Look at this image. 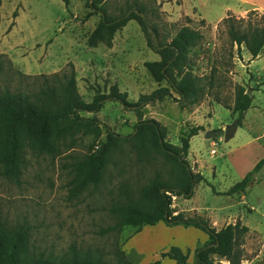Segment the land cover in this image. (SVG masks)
<instances>
[{"label": "rangeland", "instance_id": "1", "mask_svg": "<svg viewBox=\"0 0 264 264\" xmlns=\"http://www.w3.org/2000/svg\"><path fill=\"white\" fill-rule=\"evenodd\" d=\"M126 1L132 6L144 5L145 17L158 29L159 40L165 35L168 40L172 38L189 19L188 25L202 33L201 39L189 50V65L200 78L196 102L183 101L166 79L153 78L144 61L159 59L161 55L147 45L145 33L134 18L117 29L116 52H107L108 45L103 42L95 47L88 45L87 36L100 14L85 17L90 10L85 0H69L68 4L62 0H0V85L34 84L26 75L61 71L72 63L78 91L85 100H91L97 92L106 94L99 110L80 113L97 117L116 132L132 133L139 119L152 117L165 126V139L180 145L182 130L201 125L202 129L189 138L185 157L189 168L201 173L203 178L196 180L190 197L168 191L172 214L203 218L216 229L237 220L241 225H249L236 240L240 264H263L264 163L251 174L243 191L225 193L264 157V93L259 89L263 81L255 82L251 78L246 63L251 57L245 54L244 44L239 51L235 44L230 46L222 19L213 24L201 18L181 16L169 23L166 11L161 10L157 0H104L108 16L123 13ZM228 2L207 0V16L211 22ZM248 11L243 15L232 14L246 18ZM257 11L256 18L261 20L259 15L263 12ZM210 75L212 80L208 81ZM112 84L127 92L130 104L124 105L107 95ZM161 85L167 86L170 94L143 102L135 110L140 95L149 94ZM237 85L250 89L255 106L247 111L244 124L237 125L233 135L225 140L224 127L236 120L237 113L224 103L233 104ZM256 106L261 112H255ZM208 129L215 131L214 137L205 136ZM88 141L87 136L79 139L68 152L71 155L67 152L55 157L27 154L19 182L0 173V209L12 220L25 219L34 224L31 238L37 247L60 253L74 242L83 248L98 249L113 261L114 249L119 245L132 263L138 264L141 257L135 256V225H123L118 231L105 233L99 230L117 220L110 206L126 199L122 190L130 188L135 197V185L152 176L163 159L138 160L135 148L122 142L114 151L103 179L69 197L72 163L85 150ZM136 239L146 244L143 261L147 263L164 257L162 252L177 245L187 254L189 264H200L195 257L196 249L212 241L205 230L194 224L164 220L146 224ZM210 258L212 264H230L227 258L215 253ZM166 264L176 262L172 258Z\"/></svg>", "mask_w": 264, "mask_h": 264}, {"label": "trees", "instance_id": "2", "mask_svg": "<svg viewBox=\"0 0 264 264\" xmlns=\"http://www.w3.org/2000/svg\"><path fill=\"white\" fill-rule=\"evenodd\" d=\"M62 1L69 3V0ZM103 2L104 0H85L86 6L90 8L85 17L93 13L100 14L98 22L87 36V44L96 46L103 42L110 45L115 31L134 18L145 33L147 45L155 48L161 55L159 59L144 61L153 78L156 81L166 79L183 101L196 102L200 78L189 65V50L201 39L202 33L188 24H182L172 38L168 40L165 35L163 40H159L158 29L154 24L148 23L143 4L132 6L126 1L123 13L108 16ZM257 13L256 9H251L245 18L236 17L229 12L222 18L230 46L235 44L239 51L244 44L251 58L264 50V13L259 15L261 20L256 18ZM229 52L232 54V49ZM26 76L32 78L34 84L28 83L22 87H12L7 83L0 85V173L3 176L19 182L27 154L55 157L67 152L66 154L71 155L68 152L78 140L87 136L89 141L85 150L73 161V174L69 179L68 195L76 196L88 185H97L103 179L107 165L113 160L114 151L122 142H128L135 148L136 159L154 161L162 157V164L154 170L152 176L135 185V197L131 195L130 188L122 190L126 199L110 206V211L116 215L117 220L101 227L99 232L118 231L127 224L139 228L144 223L155 224L159 220L183 221L202 228L212 239L196 249L195 257L200 264H212L211 253L227 258L230 264H240L236 240L248 230L247 225H241L237 220L216 229L203 218H186L182 213L172 214L170 208L171 195L168 191L190 197L196 180L203 178L201 173L189 168L185 157L189 138L202 129L201 125L182 130L180 145L165 139V126L152 117L139 119L135 123L134 132L123 134L114 131L95 116L80 113L83 110H99L106 94L97 92L91 100H85L78 91L72 63L61 71ZM211 80L210 75L208 81ZM168 94L169 88L161 85L149 94L140 95L135 102V110L143 102ZM107 95L124 105L130 104L127 92L119 90L115 84L110 86ZM251 102L252 94L242 85H237L233 104L224 103V106L237 113L236 124L239 125ZM263 163L264 157L225 193L243 191L251 174ZM34 227L33 223L25 219H10L0 209V264H133L119 245L114 249L113 261L98 249L83 248L74 242L60 253L37 247L31 238ZM161 255L173 258L176 264H189L187 254L177 245L170 246ZM159 261L160 259H155L146 264H158Z\"/></svg>", "mask_w": 264, "mask_h": 264}, {"label": "crops", "instance_id": "3", "mask_svg": "<svg viewBox=\"0 0 264 264\" xmlns=\"http://www.w3.org/2000/svg\"><path fill=\"white\" fill-rule=\"evenodd\" d=\"M227 1H229L228 5L224 6V8L217 15L216 19L213 22H211V20L207 16V12H208L206 9V7H208L207 6L208 4H206L207 0H163V1L157 0V2L160 3L161 10L166 11L167 18H169V23H171V21L179 19V17L181 16H188L191 19H194L195 17L201 18L206 23L215 24L218 21H220L224 16H226L227 13L229 12L240 13L243 15L244 12L248 10L256 9L264 13V0H227ZM189 20H187L186 24L190 22ZM15 26H16V20H15V24H13V28ZM13 28H11V32ZM115 33L112 38V43L107 46V52H116L117 50L116 42L114 41L116 39ZM127 47H128V43L126 42V48ZM245 54H248V58L251 57V54L249 53L247 49L245 51ZM246 63L248 64L249 73L250 75H252L251 78H253L255 82L263 81L259 85V89H262L264 93V51L260 52L254 58H250V60L246 61ZM251 106H255L254 103L252 105V102H251ZM250 107L244 112V115L242 118L243 122H241L243 124H244V121H246L247 111L250 109ZM254 110L255 112H261V109L257 106ZM158 222H160V220ZM146 224L148 223L142 224L139 228H136L137 230H135L136 231L135 232V256H138V258L141 257L138 264L147 263V261L146 262L143 261L144 259L143 256L145 255V251H146V246H145L146 244L139 242V240L136 239L137 236L142 233ZM170 259L172 258L167 257V256L161 257L158 264H166V262Z\"/></svg>", "mask_w": 264, "mask_h": 264}, {"label": "water", "instance_id": "4", "mask_svg": "<svg viewBox=\"0 0 264 264\" xmlns=\"http://www.w3.org/2000/svg\"><path fill=\"white\" fill-rule=\"evenodd\" d=\"M248 93L250 92V89L248 88L246 90ZM236 120L232 121L231 123L227 124L225 127H224V139L225 140H228L234 133L235 129H236ZM205 136L206 137H214L215 136V131L213 129H208L205 131ZM162 190H164V188H162ZM217 244V243H215Z\"/></svg>", "mask_w": 264, "mask_h": 264}, {"label": "built area", "instance_id": "5", "mask_svg": "<svg viewBox=\"0 0 264 264\" xmlns=\"http://www.w3.org/2000/svg\"><path fill=\"white\" fill-rule=\"evenodd\" d=\"M212 151L214 152V151H215V149L213 148V149H212Z\"/></svg>", "mask_w": 264, "mask_h": 264}]
</instances>
